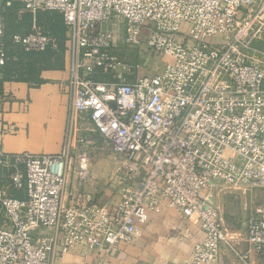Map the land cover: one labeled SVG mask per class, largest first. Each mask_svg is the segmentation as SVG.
I'll return each instance as SVG.
<instances>
[{
    "label": "built area",
    "instance_id": "2783aa9c",
    "mask_svg": "<svg viewBox=\"0 0 264 264\" xmlns=\"http://www.w3.org/2000/svg\"><path fill=\"white\" fill-rule=\"evenodd\" d=\"M16 1L62 16L70 103L60 152L8 153L0 140V264H53L58 247L109 254L140 237L138 224L165 203L201 225L193 264H220L228 239L217 198L264 188V0H0V74ZM146 26L164 69L138 77L131 49ZM10 43L26 52L57 46L39 25ZM12 131L0 111V137ZM99 141L124 158L128 181L145 176L114 203L64 206L70 175L91 178ZM43 229L62 231L64 244ZM247 238L264 257V204Z\"/></svg>",
    "mask_w": 264,
    "mask_h": 264
},
{
    "label": "crops",
    "instance_id": "0c3cea01",
    "mask_svg": "<svg viewBox=\"0 0 264 264\" xmlns=\"http://www.w3.org/2000/svg\"><path fill=\"white\" fill-rule=\"evenodd\" d=\"M23 12L28 14V19H25L27 32H32L34 25L47 29L52 24L48 20L45 23L38 22L37 14L26 9L22 2L16 1L8 9L9 49L6 66L0 74V94L3 96L0 111L3 122L11 125L13 131L1 136L0 140L8 153L56 154L63 148L67 133L70 99L66 83L70 71V34L63 26L59 67L43 68L33 74V77H14L18 73L12 64L18 61L15 54L18 51L28 54L10 43L11 35L16 32L10 29L9 15L15 13L21 19ZM60 18L63 23L61 15ZM53 50L55 48L52 46L47 49L50 53H56ZM120 53L126 56L127 49L124 47ZM155 56L154 67L161 62L163 65L161 55L154 52ZM131 61L138 65V77L156 75L164 68L154 71L151 68L153 65L142 55L131 57ZM18 62L20 64V57ZM94 136L98 138V135ZM97 151L98 149L92 151L93 159L98 158ZM93 166L94 162L91 178L83 183L77 181L75 173L70 175L63 195L64 206H79L91 202L99 205L114 203L126 184L134 185L145 176L144 172H140L137 181H128L123 168L118 175L110 174L109 181H101L99 169H93ZM246 193L228 190L217 198L219 215L227 230L228 239L222 247L220 264H264V257L248 242L247 223L256 206L249 205L251 201ZM138 226L142 231L140 237L130 244H119L109 254L101 250L89 251L84 245L72 253L61 254L58 247L52 256L53 264H193V248L204 237L201 225L195 218H187L166 203L159 211H148L147 221ZM42 232L56 235L58 245L64 244L65 234L62 231L43 229L40 233Z\"/></svg>",
    "mask_w": 264,
    "mask_h": 264
},
{
    "label": "rangeland",
    "instance_id": "374dc122",
    "mask_svg": "<svg viewBox=\"0 0 264 264\" xmlns=\"http://www.w3.org/2000/svg\"><path fill=\"white\" fill-rule=\"evenodd\" d=\"M28 14L26 12H23L21 19L18 18V15L10 14L9 16V22H10V29L12 32L21 33V34H29L30 32H27V23L25 19H28ZM242 15V14H241ZM37 19L38 22L45 23L46 20L51 21L52 24L49 25V27L45 31L53 38V43L56 44L55 51L56 53H50L49 51H34L39 52L41 54L33 55H25L23 52L18 51L16 53L15 57H17L19 61V57L21 59V62L19 64L14 62L13 66H15V70L18 71L14 77H27L31 76L33 77V74H36L37 71L42 70L43 68H55L60 66V51H61V39L62 34L64 31V25L61 21L60 14L58 12H47V13H37ZM25 31V32H24ZM188 31V29H187ZM150 34L149 26H146L143 28V33L140 36L142 45H139V48H132V52L134 55H142L146 57V60L148 63L152 66L154 64L155 58L154 52L147 45V39ZM58 43V44H57ZM146 47V48H145ZM71 49V48H70ZM23 50V49H22ZM26 52L25 50H23ZM33 52V51H32ZM33 52V53H34ZM49 52V53H47ZM27 53V52H26ZM15 61V60H14ZM36 62V63H35ZM35 63V64H34ZM34 64V66H33ZM20 65V66H19ZM154 65L151 67L154 71L156 69H161L164 67V63L162 65V62L159 66L154 67ZM20 68V69H18ZM164 69V68H163ZM162 69V71H163ZM98 151L97 156L98 158L94 157V167H97L99 169L98 173H100L101 181H109V175L110 174H119L122 169L124 168V158L116 153L112 147L105 145L102 143V141H99L98 143ZM113 174V175H114ZM247 197L249 198V205L251 207L259 206L264 204V188H258L254 189L252 191H247Z\"/></svg>",
    "mask_w": 264,
    "mask_h": 264
},
{
    "label": "trees",
    "instance_id": "16d2710c",
    "mask_svg": "<svg viewBox=\"0 0 264 264\" xmlns=\"http://www.w3.org/2000/svg\"><path fill=\"white\" fill-rule=\"evenodd\" d=\"M35 53H36V52H34V53H33V52H27V54H28L29 56H30V55H33V56H34ZM47 53H49V52H47ZM36 54H38V53H36ZM39 54H41V53H39ZM35 63H36V62H35ZM35 63H34V64H35ZM12 64H14V62H13ZM34 64H33V66H34Z\"/></svg>",
    "mask_w": 264,
    "mask_h": 264
}]
</instances>
